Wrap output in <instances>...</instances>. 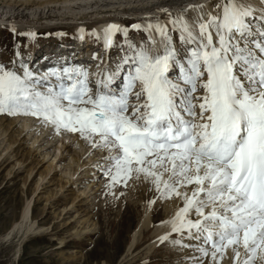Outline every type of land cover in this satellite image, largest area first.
<instances>
[{
    "label": "snow or ice",
    "instance_id": "snow-or-ice-1",
    "mask_svg": "<svg viewBox=\"0 0 264 264\" xmlns=\"http://www.w3.org/2000/svg\"><path fill=\"white\" fill-rule=\"evenodd\" d=\"M217 8L197 23L198 33L183 18L148 25L159 37L150 34L152 50L129 42L114 66L97 65L94 93L82 65L37 70L21 62L17 71L0 64V113L78 133L106 152L97 166L110 183L142 174L161 198H181L183 207L166 221L175 245L200 256L211 248L213 260L231 247L234 264H254L264 258V9L257 16L242 0ZM118 32L127 37L114 24L89 35L107 50ZM200 88L204 95L195 96ZM132 95L144 100L129 112ZM189 186L191 194L182 191Z\"/></svg>",
    "mask_w": 264,
    "mask_h": 264
},
{
    "label": "rangeland",
    "instance_id": "rangeland-1",
    "mask_svg": "<svg viewBox=\"0 0 264 264\" xmlns=\"http://www.w3.org/2000/svg\"><path fill=\"white\" fill-rule=\"evenodd\" d=\"M221 2V0H217L213 5L212 3L211 5L209 4L210 11L213 10V13H218L220 9L217 8V5L221 4ZM192 14L194 15V13H191V16H189L195 19V15L193 16ZM92 28V25H89L86 30L91 33L93 32ZM74 29L75 27L73 25L42 27L36 31L37 33L34 37H29L28 35H22V33L27 34L26 31L19 30L14 33L9 27L1 26L0 64L4 65L6 69H15L17 71L20 70L21 62L32 67L27 60V53L30 49L38 50L40 53L43 50L49 51L51 40L57 41L58 38L63 36L72 39L74 37ZM172 35L174 44L180 47L181 43L178 35L175 32ZM137 37L141 38L140 35L128 34L126 39L122 38L119 41H113L115 53L112 59H119L122 55L121 48L127 46L129 42L139 45L136 43ZM90 44L93 48L94 43L91 42ZM23 115H9L5 112L0 113V118L5 117L8 120H15L14 118H16L17 121L15 124H17ZM25 116L31 119L34 118V122L36 121V117L32 115ZM40 120L41 122L38 128L32 134L37 133L40 126L44 123L41 118L37 119V121ZM18 124L20 125V123ZM46 131L41 137L45 136L48 139L54 131L51 129H47ZM68 132L66 131V133ZM8 136V132H5L4 135L0 134V264H234L230 256H228V259L225 258L223 260L220 254L217 255L216 260H213L211 248H209L210 251L207 256H200V253L195 251L194 248L175 245L173 241L177 239V236L168 237L163 242L160 240L154 247L148 250L147 246L151 244L150 242L152 240V229L161 220L166 219L169 214L166 208L174 206L173 202L179 197L173 196L169 199L161 198L160 193L153 184L149 180L147 182L143 176L138 177L139 182L137 176H131L126 183L123 180L118 183H110L109 178L102 174L98 179L101 180L100 182L106 184L96 189V193L93 194L92 191V193H89L90 196L83 197L84 199H81L82 206L75 207L70 205L71 195H67L63 199L60 192H58L53 197L51 193L56 189L55 186L45 187L41 190L39 195L40 199L35 203L31 211V218L32 220H37L38 227H41V231L25 237L29 230L30 221L28 223H21L20 231H14L10 237L6 238L9 231L20 222L24 205L33 193L39 178L36 170L40 164L32 174H30V168L37 162V159L42 158L41 155L36 156V160L32 163H29L30 159H28L23 164H27L25 167L15 165L16 157L13 149L16 147L17 142L10 148L8 146L10 144L7 139ZM46 138H44V142ZM57 139L59 137L54 138V142ZM53 150L51 149V153ZM66 163L67 161L65 160L62 165ZM46 165L44 163L40 170ZM62 165L61 168L64 167ZM72 169H75V165L73 166V164L72 166L70 165V172ZM62 173V170H57V174L53 176L55 182L58 178L61 181L65 180L61 177L63 175ZM78 183L76 182L75 185L69 188L70 192L72 191L74 194L79 193V189L81 190L83 188L84 183ZM146 185L148 187L153 186L152 190L148 189V195L144 192L147 189ZM150 202L152 203L150 214L152 220L150 226L144 232L142 231L132 253L127 254L123 259L125 249L131 240V233L142 214V209L145 204ZM45 203H51L52 205H49V208H46V206V209H44ZM85 212L89 215L88 223L91 222L94 226L91 223H86L88 225L81 223L80 219H82ZM191 214L194 216L193 220H195V217L196 219L198 218L195 213ZM191 214L190 217H192ZM91 226L94 227L93 230L78 238L72 234L75 230H82L81 228L92 229ZM61 238L65 241L64 248L62 247L60 249L58 246ZM185 243L194 242L186 240ZM73 251H79L77 254L81 255L79 259H76L77 261L73 259V254H76ZM194 257L196 258L195 260L193 259ZM200 257L204 260H200ZM257 263L254 262V264Z\"/></svg>",
    "mask_w": 264,
    "mask_h": 264
},
{
    "label": "bare ground",
    "instance_id": "bare-ground-1",
    "mask_svg": "<svg viewBox=\"0 0 264 264\" xmlns=\"http://www.w3.org/2000/svg\"><path fill=\"white\" fill-rule=\"evenodd\" d=\"M213 1L214 0H0V27L6 25L14 33L22 30L26 31L27 33L35 34L36 31H38V29H41L42 27H60L66 24H72L74 27H76V29L81 30V24H83L85 21H93V24H95L97 28L96 33L102 36L103 30L107 28L108 25L114 24L120 26L121 24L118 22V20L123 13H126L131 17H134L133 15L138 17L136 23H139V26L147 33L149 41V44L145 43L143 45L147 50L151 51L152 44L149 40V36L150 34L156 36V34L154 32V29L151 33L149 31H146L148 25L151 24L153 26H164L166 22L170 20L175 21L183 18L187 21L191 30L195 33H198L197 23L201 21V18L203 20H207L209 13H211L212 15H217L221 11V9L218 13H213V10L210 11V5ZM214 2H217V0H215ZM242 2L246 5H251L256 10L255 15L257 16H259L261 10L264 9V0H242ZM191 13H194L195 19H192L190 17ZM167 26L169 27V29H171L172 27L171 24H168ZM156 39L159 40V37L156 36ZM140 45L141 44H139V46ZM84 47H88V44H86ZM85 50L86 52H88L90 51V48H86ZM95 56L101 59V56L98 53ZM99 59H92L96 62L94 67L93 64H91V66L89 64L83 66L82 62L77 58L75 61H73L72 65H82L83 67L87 68L88 71H95L99 70L98 68L94 69L95 67H97V65L100 64ZM101 62L104 61L102 60ZM99 66L101 67L102 65ZM138 86L139 85H136V88H138ZM14 119L15 120H8L7 118L5 119V117L0 118V134L4 135L5 132L9 133V138L7 137V139L9 140L10 144L8 146L10 148L13 144H15V142H17L16 147H14L13 149L14 155L16 157L15 165L25 167L27 164H23L28 159H30L29 163H32L34 162V160H36V156L41 155L42 158L37 159V162L30 168V174H32L36 167L40 164L39 168L37 167L38 169L36 170L39 178L36 182L33 193L24 205L20 217V222L15 225L16 227L14 226L9 231V234L6 236V238L10 237L11 234L14 233V231L19 232L21 223H28L30 221L31 223L29 224V230L25 237H27L28 235L39 233L41 231V227H38L37 220H32L31 211L35 203L40 199L39 195L41 190L45 187L51 185L55 186L56 189H53L54 191L53 193H51L52 196L57 195L58 192H60L63 199L65 196L71 195L70 205L72 207H75L83 204L81 202V199L83 197L86 198V196H90L89 193H92V191L93 194L96 193V189H99L101 186L103 187L104 184L100 182L101 180L98 179V177L101 176L103 172L96 163V161H100L101 157L106 154L104 150L99 148L94 149L91 143L83 139L78 133L70 131L66 133L64 129L57 130L53 125L46 122H44L40 126L39 130L37 131L38 134L35 133L37 134L35 136V134L32 133L38 128V125L41 122V120L37 121L38 117H36V121L34 122V118L31 119L30 117H26L25 115H23L20 120L18 118V123H20V125L18 123L17 124L19 126L15 124L17 121L16 118ZM47 129H51L52 131H54V133L50 134L48 139L45 136L41 137V135H43ZM63 131L64 133H62ZM56 137H59V139L54 142V138ZM44 138H46L45 142L43 141ZM51 149H54L52 153ZM65 160L67 161V163L63 164L64 167L61 168V165ZM44 163H46L47 165L40 170ZM72 164L73 166L75 165V169H72V171L70 172V165L72 166ZM57 170H62L63 175L61 177L65 179L64 181H61L59 178L56 182L54 181L55 179H53V176L57 174ZM132 176L137 175L133 173ZM140 176L143 175L141 174ZM139 178H137L138 182ZM76 182H83L84 186L81 190L79 189V193L74 194L72 191L70 192L69 188L72 185H75ZM153 186L148 187L146 185L147 189H145L144 192H146V194H149L148 189L152 190ZM182 191L191 194L192 186L182 189ZM153 192L155 194L154 190ZM173 203L174 206L166 208L167 212L169 213L166 219L161 220L152 229V240L150 242L151 244L147 246L148 250L154 247V245L161 240V237L171 233V225L169 223H166V221H169L175 215L176 211L179 208L183 207V200L181 198H176V201ZM49 205L51 206L52 204L45 203L44 209L49 208ZM151 210V202L144 205L137 225L131 233V240L125 249L123 259L127 254L132 253L138 239L140 238V235L142 234V231L144 232V230H147L150 226V222L152 220V216L150 217ZM206 211H208V209H206ZM85 213L84 215L82 214L83 217L80 220L81 223L88 225L91 222L88 223L89 215H87L88 213ZM91 224L94 226L93 223ZM93 228L94 227H92V229L81 228L82 230H75V232H72V234H74L78 238L89 233V231L93 230ZM175 236H177V234ZM64 241L65 240L63 238L59 240L58 248H64ZM239 250L241 252V256L245 255L243 248ZM73 252L76 253L73 254L74 260L81 257V255L77 254L79 251ZM228 256L233 259L234 253L231 247H227L224 249L222 255L223 260H225V258L228 259ZM201 259L203 258L200 257V260ZM254 262H258L257 264H264V258H261L259 255H257Z\"/></svg>",
    "mask_w": 264,
    "mask_h": 264
}]
</instances>
